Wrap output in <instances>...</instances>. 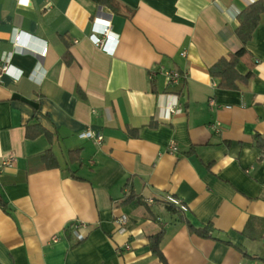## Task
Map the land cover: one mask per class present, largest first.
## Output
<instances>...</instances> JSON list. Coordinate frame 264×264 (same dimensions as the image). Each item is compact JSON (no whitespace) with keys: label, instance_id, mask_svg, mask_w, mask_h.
Instances as JSON below:
<instances>
[{"label":"crops","instance_id":"1","mask_svg":"<svg viewBox=\"0 0 264 264\" xmlns=\"http://www.w3.org/2000/svg\"><path fill=\"white\" fill-rule=\"evenodd\" d=\"M117 1L0 0V159H16L0 173V264H165L160 232L167 264H264V14L236 65L249 78L221 89L209 68L240 48L236 16L255 0ZM95 18L118 35L112 54L88 39ZM33 124L49 137L27 138Z\"/></svg>","mask_w":264,"mask_h":264},{"label":"trees","instance_id":"2","mask_svg":"<svg viewBox=\"0 0 264 264\" xmlns=\"http://www.w3.org/2000/svg\"><path fill=\"white\" fill-rule=\"evenodd\" d=\"M93 1L99 5L108 7L115 13L120 12V4L117 0ZM128 12L132 13L131 11ZM263 14L264 0H255L254 2L246 6L244 9L239 11V13L237 14L236 19L238 24L234 30V33L236 38L239 39L238 41L241 43L240 48L234 52L229 53L226 56L220 57L213 64V66L211 65V67L209 68L210 75L218 79L217 85L219 88L235 89L237 86V81H246L247 78H249L250 73L245 76L240 75V73H238L236 69V65L244 58V56L249 55V52L246 48V44L251 39L253 32L258 26L260 18ZM25 134L27 138H34L40 134H45L47 137H49V133L41 127H37L36 124L27 125ZM254 144L263 148L264 139L256 135L254 138ZM74 152L78 153L77 151ZM70 153L72 154L73 152ZM40 158L44 168H53L58 165L57 160L54 157V154L52 153L51 149H46L44 153L41 154ZM1 199L2 198L0 195V205H3L4 202ZM189 228L190 230L194 231L199 235L208 236L211 226L206 225L203 229H196L189 224ZM161 237V232L151 236L149 239V248H151L150 250L153 254L158 256L161 261H164V263L167 264L159 248Z\"/></svg>","mask_w":264,"mask_h":264},{"label":"built area","instance_id":"3","mask_svg":"<svg viewBox=\"0 0 264 264\" xmlns=\"http://www.w3.org/2000/svg\"><path fill=\"white\" fill-rule=\"evenodd\" d=\"M18 4L22 3L21 0H17ZM23 4H27L23 3ZM110 27V21L108 20H104V19H98L95 18L92 21L91 27H90V33H88V39L96 46L100 47L101 50L105 51L106 53H113L115 46L117 44L118 41V35L113 33L112 31H110L109 29ZM20 35H16V37L14 38L15 43L18 42ZM112 43V48L110 49L108 47L109 43ZM48 47H44L41 50L42 54H45L46 49ZM9 57H10V53L4 55V56H0V81H1V77L2 75H9L10 73V69L12 68V65L9 62ZM34 71H32V73L29 75V77H33ZM163 75L166 79V81L168 83L170 82H177L182 80L183 78H185V73H181L179 71H175V70H164L163 71ZM20 76H22L21 72L19 71L18 75H17V79L20 78ZM211 103H213V101H211ZM175 106H169L167 109V116H169L170 113L178 111L179 109L174 108ZM78 137L79 138H84V139H92V141L94 140L96 143H100L103 139L102 134L95 132L93 129L91 128H86L82 131H80L78 133ZM168 150L171 153H175V151H177V145L174 142H171L168 146ZM15 157L14 156H8V157H4L2 159H0V173H2L4 170H6L7 168H9L14 162H15ZM148 203H153L155 202L153 198H149L147 199ZM163 202L166 203L167 205H170L172 207L177 208L180 211H186L187 210V206L186 204L178 197L171 195V194H167L163 197ZM127 221V217L125 215H121L118 219H117V223L122 226L123 224H125ZM74 227V234L77 237L78 240H82L85 236L83 233H80L76 227H81V228H85L86 225L82 224V223H78V225L73 226ZM121 230H124V228H122ZM53 240L55 241L56 238L53 237ZM126 248H129V245H126Z\"/></svg>","mask_w":264,"mask_h":264},{"label":"snow or ice","instance_id":"4","mask_svg":"<svg viewBox=\"0 0 264 264\" xmlns=\"http://www.w3.org/2000/svg\"><path fill=\"white\" fill-rule=\"evenodd\" d=\"M21 2H22V3H26V2H27V0H21Z\"/></svg>","mask_w":264,"mask_h":264}]
</instances>
